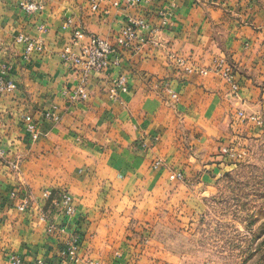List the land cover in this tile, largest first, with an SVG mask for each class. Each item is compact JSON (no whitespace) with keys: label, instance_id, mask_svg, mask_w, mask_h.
Wrapping results in <instances>:
<instances>
[{"label":"crops","instance_id":"1","mask_svg":"<svg viewBox=\"0 0 264 264\" xmlns=\"http://www.w3.org/2000/svg\"><path fill=\"white\" fill-rule=\"evenodd\" d=\"M38 1L42 8L27 13L19 0H0V75L14 85L0 95V264L14 257L178 264L175 249L145 245L138 227L152 199L158 212L190 204L193 189L229 167L221 150L258 131L249 128L258 120L239 113L260 120L264 113V0H151L133 8L125 0ZM130 16L149 28L137 33V48L125 49L117 39ZM77 30L84 36L74 42ZM91 36L114 46L120 64L92 73L88 97L74 98L82 75L63 55L80 54ZM222 62L233 68L236 90L218 71ZM120 73L128 90L111 97ZM182 167L185 179H172ZM63 192L73 197V216L57 205ZM52 223L66 231L49 233ZM76 232L78 262L61 255Z\"/></svg>","mask_w":264,"mask_h":264},{"label":"rangeland","instance_id":"2","mask_svg":"<svg viewBox=\"0 0 264 264\" xmlns=\"http://www.w3.org/2000/svg\"><path fill=\"white\" fill-rule=\"evenodd\" d=\"M259 117L248 125L258 131L243 137L235 156L221 150L229 167L207 188L193 189L190 204L184 199L158 212L150 201L147 223L138 227L145 245L165 242L179 255L178 264H264V113ZM184 170L172 179L183 181ZM163 234L169 235L164 241Z\"/></svg>","mask_w":264,"mask_h":264},{"label":"built area","instance_id":"3","mask_svg":"<svg viewBox=\"0 0 264 264\" xmlns=\"http://www.w3.org/2000/svg\"><path fill=\"white\" fill-rule=\"evenodd\" d=\"M101 0H93L94 6L97 7L98 2ZM127 7L133 8L140 4L142 1H151V0H125ZM19 6L26 11L27 13H32L34 11L40 10L42 4L38 0H19ZM115 5H118L119 2H114ZM168 13H163V23H166L168 20ZM149 22L145 18L130 16L128 18L127 24L122 28L121 34L117 39V43L120 47L125 49L137 48L136 38L137 33L140 29H148ZM84 36V32L77 30L74 33L73 40L77 42ZM19 41L23 40V37L18 38ZM32 43L29 45V49L32 47ZM117 53V49L110 45V43L98 36H91L90 42L82 48L80 54H75L72 51L66 50L63 57L66 61H71L75 69L82 75V81L74 93V98L86 99L88 97L87 93V83L89 77L92 73H106L108 70L118 66L120 64V57L114 56ZM218 71H220L223 77L233 83V89H237V85L234 83V73L233 68L230 65L225 64L224 62L218 65ZM207 70H202V73H206ZM14 85L8 83L6 79L0 75V95L8 91ZM127 76L123 73L115 76L111 82L110 94L111 97H116L121 91H127ZM174 98L177 97L176 93H171ZM241 118H250L253 120H259L256 116H246L242 111L239 113ZM28 131L31 134L32 138L36 139L38 137V130L36 125L30 124L28 126ZM224 152L229 153L231 156L236 154L233 150L228 148L223 149ZM175 176H172L174 178ZM178 179L182 178V175H177ZM50 192H45V197H50ZM27 201L20 207L25 209L27 206ZM57 205L61 210L68 216H73L76 213V207L74 205L73 197L69 192L61 193L60 199L57 201ZM57 231L65 232L64 227H58L56 224L52 223L48 227L49 233H55ZM81 246V235L80 233H72L70 239L64 244L61 249V255L64 258L70 259L74 262H78L79 257L78 253ZM12 264H21L19 258L14 257L12 259ZM37 264H47L44 261H38Z\"/></svg>","mask_w":264,"mask_h":264}]
</instances>
